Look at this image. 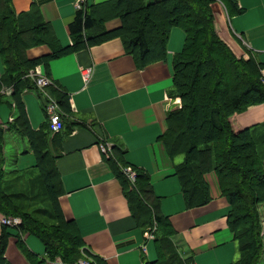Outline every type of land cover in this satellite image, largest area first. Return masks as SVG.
Returning <instances> with one entry per match:
<instances>
[{"label": "trees", "instance_id": "16d2710c", "mask_svg": "<svg viewBox=\"0 0 264 264\" xmlns=\"http://www.w3.org/2000/svg\"><path fill=\"white\" fill-rule=\"evenodd\" d=\"M216 1L230 14L241 12L237 0H110L88 5L78 11L70 26L74 46L63 49L41 20L37 7L17 16L13 0H0V54L5 66L1 86L12 87L19 109L9 130L28 138L38 160L37 175L6 171L5 132L0 128V214L22 221L17 226L0 223V264L5 262L13 232L19 238H39L50 262L60 259L61 264H79L81 260L108 264L86 248L77 223L67 220L60 209L59 197L64 189L56 157L49 148L51 124L49 131H33L20 99L26 89H37L29 73L38 61L27 60V50L49 44L50 58L56 59L120 37L137 66L145 68L166 58L170 33L175 27L186 33L185 47L174 59L172 81L175 95L181 98V108L168 113V128L161 140L172 159L182 157L176 171L190 206L210 201L204 176L212 171L217 173L223 196L232 206L228 223L239 245V258L234 264L261 263L264 227L259 208L264 204V124L243 128L235 116L264 104L263 66L253 56L248 60L241 57L233 44L223 38L212 10ZM111 19H121L122 26L109 32L105 23ZM50 92L57 99L63 118L68 96L56 87ZM2 94L0 90V105L4 103ZM61 133H53L55 141ZM124 152L116 146L106 160L122 180L134 218L145 228L157 225L154 241L168 255L172 249L167 248L166 241L174 235L172 225L159 212V198L153 192L148 173L135 168V184L124 173ZM25 246L21 243L23 252L32 259ZM176 257L173 253L166 263L184 264ZM174 261L177 262L171 263Z\"/></svg>", "mask_w": 264, "mask_h": 264}, {"label": "crops", "instance_id": "0c3cea01", "mask_svg": "<svg viewBox=\"0 0 264 264\" xmlns=\"http://www.w3.org/2000/svg\"><path fill=\"white\" fill-rule=\"evenodd\" d=\"M109 1L88 0L87 6ZM237 3L241 12L230 14L220 1L214 2L215 25L236 50L241 49L240 42L251 50L264 69V0H237ZM13 5L17 16L31 13L37 7L57 44L63 49L74 46L70 26L78 15L76 0H13ZM121 26V19L105 23L109 32ZM185 39L183 29L173 28L166 58L145 68L137 66L120 37L56 59L50 58L49 44L31 47L26 52V59L38 61L36 67L68 96L63 131L57 136L61 141H55L53 133L48 141L64 189L59 197L60 209L67 220L77 223L86 248L108 264H168L173 253L184 264L190 261L191 264H234L239 258V245L228 223L232 206L223 196L217 173L212 171L204 176L210 201L202 206H190L176 171L182 157L172 159L161 140L168 128V113L181 108V98L175 95L172 81L174 59L183 51ZM88 68L92 72L85 80L84 70ZM4 73L0 54V90L12 89L1 86ZM3 97L0 128L5 132V170L37 175L38 160L30 141L9 130L19 113L16 101L12 95ZM20 99L32 130L49 131L50 120L39 90L26 89ZM235 120L243 128L264 124V104L237 114ZM14 134L23 146L15 143L13 151L8 152V141ZM102 145L118 146L125 151L127 166L148 173L153 192L159 198V212L170 221L174 231L166 241L172 253L167 255L156 240L146 241L145 234L150 228L134 218L122 180L106 160ZM259 210L264 227V204ZM12 234L4 264L51 263L39 238L32 235L19 238L14 236L15 232ZM21 243L29 248L32 259L23 252ZM260 264H264V256Z\"/></svg>", "mask_w": 264, "mask_h": 264}, {"label": "built area", "instance_id": "2783aa9c", "mask_svg": "<svg viewBox=\"0 0 264 264\" xmlns=\"http://www.w3.org/2000/svg\"><path fill=\"white\" fill-rule=\"evenodd\" d=\"M88 0H76V9L78 11H83L87 6ZM92 68H88L84 70V78L85 80H88L91 76ZM263 78L262 81L264 83V71H263ZM29 76L34 80L37 89L39 90L40 94L44 98V110L46 114H48L51 129L54 134H59L63 131V123H62V110L60 109L59 103L57 99L51 94L50 89L55 86L54 82L51 80L49 76L44 74L42 69L40 67H36L32 69L29 73ZM12 89L5 88L2 90V93L4 95H12ZM14 121V120H13ZM111 147L110 145H102V151L105 153L104 155L109 158L111 156ZM124 173L130 180L132 184H135L137 179V171L135 167L126 166L124 168ZM20 218H12V217H0V223L6 226H17L21 224ZM157 232V225H154V227L150 228L146 234L145 239L146 241H152L156 237ZM145 251L147 250V247L144 246L143 248ZM61 264V260L58 259L56 263L51 262L50 264ZM79 264H89L87 261L81 260Z\"/></svg>", "mask_w": 264, "mask_h": 264}, {"label": "rangeland", "instance_id": "374dc122", "mask_svg": "<svg viewBox=\"0 0 264 264\" xmlns=\"http://www.w3.org/2000/svg\"><path fill=\"white\" fill-rule=\"evenodd\" d=\"M238 44L240 45V48H241V49H239V50H237V51H240V52H238V53H239V55H240L241 57L245 58L246 60H248L251 56H253V58L255 57V56L252 54L251 50L245 48V46H243V45L241 44V42L238 43ZM263 71H264V69H262L261 72L263 73ZM14 114H15V113H14ZM8 142H9L8 145H7V151H8V152H12V151H13V149H14V144H15V143H18V142H19L20 145H21V147L23 146V142L21 141V139L19 138V136L16 135V134L12 135V136L10 137V139H9ZM22 151H23V150H22ZM8 169H11L10 165L8 166Z\"/></svg>", "mask_w": 264, "mask_h": 264}]
</instances>
